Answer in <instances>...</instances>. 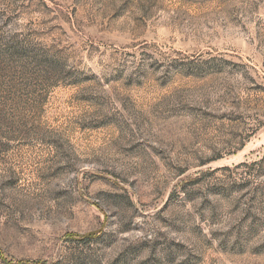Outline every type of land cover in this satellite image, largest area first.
<instances>
[{
  "label": "rangeland",
  "instance_id": "rangeland-1",
  "mask_svg": "<svg viewBox=\"0 0 264 264\" xmlns=\"http://www.w3.org/2000/svg\"><path fill=\"white\" fill-rule=\"evenodd\" d=\"M0 264H264V0H0Z\"/></svg>",
  "mask_w": 264,
  "mask_h": 264
},
{
  "label": "trees",
  "instance_id": "trees-1",
  "mask_svg": "<svg viewBox=\"0 0 264 264\" xmlns=\"http://www.w3.org/2000/svg\"><path fill=\"white\" fill-rule=\"evenodd\" d=\"M92 238H94L93 235H91V237H87L86 239H92Z\"/></svg>",
  "mask_w": 264,
  "mask_h": 264
}]
</instances>
